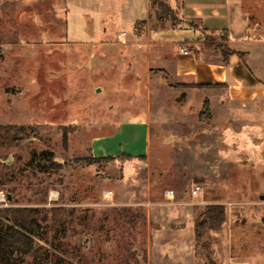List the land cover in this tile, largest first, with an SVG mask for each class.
I'll use <instances>...</instances> for the list:
<instances>
[{
	"label": "rangeland",
	"instance_id": "rangeland-1",
	"mask_svg": "<svg viewBox=\"0 0 264 264\" xmlns=\"http://www.w3.org/2000/svg\"><path fill=\"white\" fill-rule=\"evenodd\" d=\"M103 1L0 0V126L26 127L19 138L0 134V207L69 211L65 234L43 221L38 253L48 249L52 263L62 256L72 264H264V111L250 127L245 111L226 115L201 104L209 89L178 101L183 91L174 96L177 86L158 70L148 96L143 66L133 70V58L146 55L131 25L83 30L95 23L80 13ZM161 1L162 8L151 6V22H181ZM262 4L254 0L249 38L264 41ZM144 24L135 23L141 34ZM205 36L211 47L232 51L225 32ZM256 55L264 79V47ZM149 98L152 136L143 165L127 179L121 165L130 157L92 162V140L113 133L128 113L118 108L135 101L147 109ZM196 184L202 191L193 196ZM210 204L223 205L226 220L198 237L196 221Z\"/></svg>",
	"mask_w": 264,
	"mask_h": 264
},
{
	"label": "crops",
	"instance_id": "crops-1",
	"mask_svg": "<svg viewBox=\"0 0 264 264\" xmlns=\"http://www.w3.org/2000/svg\"><path fill=\"white\" fill-rule=\"evenodd\" d=\"M167 1L181 20L176 25L168 26L164 23L151 22L150 0H112V2L104 0L101 3L89 4L90 13L88 10L85 14L80 13L86 16V22L90 25L95 23L93 27L87 25L83 30L106 31L108 28L105 25L108 27H118L119 24L131 25L129 35L136 40L133 43L141 46L146 55L145 57L136 55L133 58L136 64L133 70L139 64L143 66L141 68L146 83L141 82L146 85L148 96L151 95L149 84L158 70L169 85L180 86L170 88L175 89L172 92L174 96L179 94L178 91H183L182 95L175 96L176 100L181 101L187 98V101H190L192 92L202 93L203 90L209 89L212 91L211 95L201 98L199 100L201 104L209 101L211 111H226V115L234 109L245 111L246 117L252 118L249 119L248 125L255 127L253 120L255 121L256 115L264 111V79L257 76L260 71V69L256 70L260 68V63H257L259 55L256 57L253 55L256 50L258 53L261 52L264 41L261 38H249L251 15L256 10L254 0H242V6L241 0ZM261 1L264 2V0H259L260 7ZM73 2L74 6H80V2L76 0ZM80 4L84 6L87 3ZM246 10L249 12L247 13ZM136 21L145 22L141 27L142 34L139 28L135 31ZM238 31L242 32L241 40H238L235 35ZM119 32H125L128 35V31L124 29ZM218 32L226 33L223 43L232 47L230 53L210 47L205 33ZM120 36H123L122 33ZM234 46L243 48H234ZM182 48L189 50V53H182ZM242 50H247L249 54L242 58L239 53ZM136 75L138 79L143 78L142 73L138 71ZM185 85H189L190 87H187L189 89L184 87L181 89ZM147 102V109L142 108L141 103L135 101L124 103V106L118 109H126L128 113L122 115L114 132L95 137L91 142V154L94 158L115 157L117 161L119 157L125 155L130 157V160H126L121 165L123 176L127 179L134 175L132 174L134 165L143 162L149 152L152 136L150 98ZM140 108L144 113L135 112ZM149 187L148 183V189ZM105 193L113 195L114 191L106 190ZM262 196L264 195L260 198L264 199Z\"/></svg>",
	"mask_w": 264,
	"mask_h": 264
},
{
	"label": "trees",
	"instance_id": "trees-1",
	"mask_svg": "<svg viewBox=\"0 0 264 264\" xmlns=\"http://www.w3.org/2000/svg\"><path fill=\"white\" fill-rule=\"evenodd\" d=\"M150 3L152 7L155 4L163 7L161 0H150ZM214 48L219 50V46L215 45ZM25 131L26 127L0 126V134H11L14 138H19ZM123 157L129 158L126 155ZM98 160L99 158L91 159L92 162ZM200 216L204 218L196 221L195 230L198 237L202 235L203 228L217 231L226 220L225 208L221 204L208 205ZM49 218V226L65 234L70 219L69 211L65 208L0 207V264H28L35 259L38 264H72L62 256H57L52 263V255L48 249L39 255L41 241L44 239L43 221Z\"/></svg>",
	"mask_w": 264,
	"mask_h": 264
},
{
	"label": "built area",
	"instance_id": "built-area-1",
	"mask_svg": "<svg viewBox=\"0 0 264 264\" xmlns=\"http://www.w3.org/2000/svg\"><path fill=\"white\" fill-rule=\"evenodd\" d=\"M136 30H137V28H135V31ZM125 34H126L125 32L122 33V35H125ZM181 52L184 53V54H188L189 50H187L185 48H182ZM201 191H202V187L200 185L196 184L192 188V195L193 196L198 195Z\"/></svg>",
	"mask_w": 264,
	"mask_h": 264
},
{
	"label": "water",
	"instance_id": "water-1",
	"mask_svg": "<svg viewBox=\"0 0 264 264\" xmlns=\"http://www.w3.org/2000/svg\"><path fill=\"white\" fill-rule=\"evenodd\" d=\"M264 198V196H262ZM9 199H10V196H9Z\"/></svg>",
	"mask_w": 264,
	"mask_h": 264
},
{
	"label": "bare ground",
	"instance_id": "bare-ground-1",
	"mask_svg": "<svg viewBox=\"0 0 264 264\" xmlns=\"http://www.w3.org/2000/svg\"><path fill=\"white\" fill-rule=\"evenodd\" d=\"M108 196H110V195H108Z\"/></svg>",
	"mask_w": 264,
	"mask_h": 264
}]
</instances>
